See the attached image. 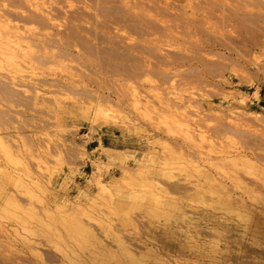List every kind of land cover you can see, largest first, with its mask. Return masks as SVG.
Returning a JSON list of instances; mask_svg holds the SVG:
<instances>
[{"label":"rangeland","instance_id":"obj_1","mask_svg":"<svg viewBox=\"0 0 264 264\" xmlns=\"http://www.w3.org/2000/svg\"><path fill=\"white\" fill-rule=\"evenodd\" d=\"M20 1L18 13L57 12L49 27L7 15L27 33L74 36L70 54L43 64L0 55L15 91L0 89L4 256L78 264L93 251L81 225L104 239L106 218L160 248L151 264H264V174L215 153L264 169V0ZM205 180L217 195L197 192Z\"/></svg>","mask_w":264,"mask_h":264},{"label":"bare ground","instance_id":"obj_2","mask_svg":"<svg viewBox=\"0 0 264 264\" xmlns=\"http://www.w3.org/2000/svg\"><path fill=\"white\" fill-rule=\"evenodd\" d=\"M26 1L34 2L33 0H26ZM35 3H33V7L37 8L36 6H34ZM21 4L22 3H21L20 0H0V55L5 56L6 58L22 57L24 59V58H28L29 57L28 60H26V59L25 60L27 61L28 64H30L31 66H34L35 63L43 64V63H46V62H48L50 60L58 59V58H61V57L65 56V55H67V54H70L71 53V47H70L71 44H70V42H72V40H70V38H71V35L72 34H70V33H62L61 31H56V32L53 31L54 33L53 32L52 33H45V32H42V31L41 32L40 31L39 32L37 31L36 33H33L34 30L31 33L30 30H32V29H30V28L28 29V33H27L26 32V30H27L26 27L24 29V26L22 27L18 22L12 23L13 22L12 21L13 19L11 20V18H8L7 15L10 14V13H11V15H14L13 13L17 14L18 13L17 6L18 5H21ZM24 6H27L26 3H24ZM24 6H23V9H24ZM20 7H22V6H20ZM29 7H30V5H29ZM24 10H26V9H24ZM24 10H22V12L20 11L21 14L22 13H25ZM27 10H28V12H27L28 15L25 13L26 15L24 17H22L23 15H20V16L23 19H25V17H28V21H33V22H35V21L37 22L38 21V22H40V25H41L40 27H49V26H51V24L53 23L52 21L55 20V16L57 15L56 14L57 12L54 13L51 10L44 11V12H41V13H38L36 11H33L32 9H30V10L27 9ZM12 11H13V13H12ZM16 17L17 16L15 15V17H13V18H16ZM18 18H19V16L17 17V20H19ZM81 18L77 17L76 20H81ZM20 20H22V19L20 18ZM26 23H27V21H26ZM53 25H55V24H53ZM52 28H53V26H52ZM73 36H74V34L72 35V37ZM29 43H33V45H38L37 52L33 56H28V55L19 53L20 50H23V47L24 46L27 47L29 45ZM54 46L55 47L56 46L58 47L57 48L58 49L57 51L51 49V48H54ZM12 78L13 79H9V80H12L11 83L14 82V83L17 84V82H16L17 80H15L14 77H12ZM13 80H15V81H13ZM0 89L1 90L6 89V91L8 90V91H11V92L13 91L12 92L13 94L15 92L14 90H10V89H13V88L8 83H5V82H4V84H2V83L0 84ZM187 129H189L190 132L193 131V134H194V132H196V131H194L195 129L192 130L191 128H189V126H188ZM189 134H191V133H189ZM199 134L200 133H198V135ZM205 135H201V136L199 135L200 136L199 139L202 138V139H200V141H202V140H204L206 138ZM188 136L191 137L192 135L191 136L188 135ZM205 140H207V139H205ZM201 144H202V142H201ZM211 144L213 145L214 143H211ZM195 146H196V144H195ZM227 149H229V147ZM242 149H244V148H242ZM216 150H218V149L216 148ZM218 152L220 154H222V155L219 156L220 154ZM228 152H230V151L229 150H225L223 148V150H218L215 153H218L219 159H220V157L221 158L223 157L224 159L226 158V159L232 160L237 166L239 165L240 167L241 166L244 167L245 165L249 164V166L252 165V166L256 167V169H258L259 172H261L260 174H262V173L264 174V169L262 167H260V165H258L257 163L256 164H253V162L250 159V157L245 156L246 154L243 155L244 152L243 153L241 151L235 152L236 155H234V154L232 155L231 153L229 155ZM240 153H242L243 158H242V156L241 157L240 156H237V155H241ZM218 156H217V158H218ZM212 159H213V157H212ZM192 161L193 160H191V162ZM193 163H191V164L193 165ZM216 163H217V161H216ZM194 168H196V167H194ZM197 169L200 170L199 168H197ZM203 176H205V179L206 180L207 179L214 180L210 176V174L207 173V172H204L203 171ZM206 180L203 183L202 182H199V185L197 187V192L198 193H206L207 191H209L210 193L217 195V193H218L217 191L220 188V183L217 182L215 185H212V188L209 190V187L206 186L207 185ZM262 182L264 183V179H263ZM255 186H257V185H255ZM101 188L103 189V185L101 186ZM167 191L168 190H166L165 192H167ZM244 192L245 191H243V193ZM243 193H241V194H243ZM230 198H231L230 199V203L233 206H238V207H242V208H245V209H249L248 206H247V203H246L247 200H245V198L242 195L241 196L239 195V197L238 196L231 195ZM260 198H263V197H260ZM262 200H261V203H263ZM250 208H251V210L249 209L250 212L252 210L255 211V209H256V208L252 209L253 206L250 207ZM258 211H255L256 213L255 214L253 213L252 217L254 215L255 216H258L259 213H260ZM212 213H214V212H212ZM249 217H251V216H249ZM34 218L35 217H33V219ZM212 218H213V214L211 215L210 213H207V212L206 213L205 212H200L199 213V218L196 221H202V220L207 221V220H211ZM101 219H103V217ZM34 220H36V219H34ZM97 220H98V223L100 225V228L105 233V237H104V239L101 238V236L99 235L98 229L97 230L95 229L97 227H94L93 224H91V223H83L81 225V228L87 234H89L90 236H92V238H93V243H92V245H93V251L87 257H85L83 259V261L78 262V264H88L87 262L89 261V259L91 261H93L91 264H94V263L96 264V261H100V262H102V264L103 263L105 264V261L108 262L111 259H113L112 260L113 264H122V262H125L126 264H151L150 263L151 260L157 259V255H158V252H159V249L160 248L157 245H155L152 242V240H149L147 235L144 236L139 231H136V233L134 232L135 235L132 234L133 237L131 236V239H133L132 240L133 242H128L120 234L117 236V234L114 231L115 228L113 229V226H111L110 224H108L110 222H107V225L104 224V221H106V218H104V221L100 220V218L97 219ZM38 221H42L41 218H39ZM136 230H139V228L136 229ZM110 235L111 236H114V237L116 236L115 239H114V241L115 240L117 241V243H116V250H113L109 246V244L107 243L106 238L110 237ZM161 249L163 250V248H161ZM19 260H21L22 262H20ZM23 262L24 263L25 262H31V259L29 257H21L20 258L19 256L12 257V258L11 257H7L6 258L4 256V254H3V249L0 248V264H22ZM100 262H99V264H100ZM89 264H90V261H89Z\"/></svg>","mask_w":264,"mask_h":264}]
</instances>
